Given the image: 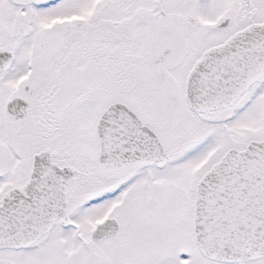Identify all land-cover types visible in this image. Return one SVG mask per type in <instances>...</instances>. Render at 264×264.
Returning <instances> with one entry per match:
<instances>
[{"label": "snow or ice", "instance_id": "snow-or-ice-1", "mask_svg": "<svg viewBox=\"0 0 264 264\" xmlns=\"http://www.w3.org/2000/svg\"><path fill=\"white\" fill-rule=\"evenodd\" d=\"M0 264H264V0H0Z\"/></svg>", "mask_w": 264, "mask_h": 264}]
</instances>
